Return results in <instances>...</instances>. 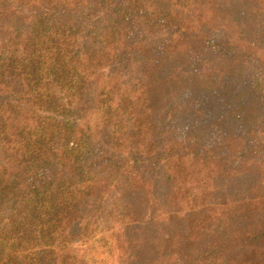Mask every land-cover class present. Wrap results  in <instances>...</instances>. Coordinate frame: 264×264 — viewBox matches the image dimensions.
Listing matches in <instances>:
<instances>
[{
    "label": "trees",
    "instance_id": "16d2710c",
    "mask_svg": "<svg viewBox=\"0 0 264 264\" xmlns=\"http://www.w3.org/2000/svg\"><path fill=\"white\" fill-rule=\"evenodd\" d=\"M114 256L264 264V0H0V264Z\"/></svg>",
    "mask_w": 264,
    "mask_h": 264
},
{
    "label": "rangeland",
    "instance_id": "374dc122",
    "mask_svg": "<svg viewBox=\"0 0 264 264\" xmlns=\"http://www.w3.org/2000/svg\"><path fill=\"white\" fill-rule=\"evenodd\" d=\"M188 49L191 53L197 51L189 45ZM103 76L104 79L94 90L96 92L94 95L100 110L106 113L123 114L122 110L128 109L131 105L142 103L146 98H150L151 92L155 87V81L142 75L140 65L136 61H132L129 66L118 67L110 73L104 72ZM91 241L90 238L79 236L72 237L70 243L74 242L75 247L81 244L82 247L89 248ZM107 264L122 263L114 256L108 260Z\"/></svg>",
    "mask_w": 264,
    "mask_h": 264
}]
</instances>
